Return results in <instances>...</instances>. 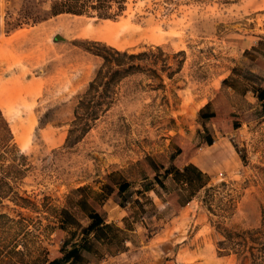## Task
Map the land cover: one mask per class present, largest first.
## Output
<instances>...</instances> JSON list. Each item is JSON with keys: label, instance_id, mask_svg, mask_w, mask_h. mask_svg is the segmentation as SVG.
Returning <instances> with one entry per match:
<instances>
[{"label": "rangeland", "instance_id": "374dc122", "mask_svg": "<svg viewBox=\"0 0 264 264\" xmlns=\"http://www.w3.org/2000/svg\"><path fill=\"white\" fill-rule=\"evenodd\" d=\"M123 6L108 19L47 17L48 2L0 0V113L11 134L10 154L0 147V250L10 264L57 258L70 242L58 212L88 226L75 207L85 196L126 240L123 252L101 247L92 264H240L217 254V228L256 229L264 211V111L255 95L264 89V0ZM104 21L113 27L98 33ZM94 44L147 56L79 141L76 133L66 142L102 65ZM201 109L214 118L199 120ZM190 163L209 183L186 202L163 173ZM118 182L128 184L120 198ZM104 185L112 193L102 200Z\"/></svg>", "mask_w": 264, "mask_h": 264}, {"label": "trees", "instance_id": "16d2710c", "mask_svg": "<svg viewBox=\"0 0 264 264\" xmlns=\"http://www.w3.org/2000/svg\"><path fill=\"white\" fill-rule=\"evenodd\" d=\"M34 1V0H33ZM36 1V0H35ZM49 3L45 14L47 17L59 15L72 16H94L98 19H108L118 16L124 10V0H42ZM114 10V14H110ZM98 52L93 55L101 58L102 65L95 73L92 81L88 84L85 93L80 98L75 110L72 122L73 129L69 131L66 142H70V137L76 134L74 141L77 143L79 138L85 134L90 124L95 122L100 114L106 112L110 107L112 88L129 75L140 70L136 62H141L147 55L128 54L105 46H99ZM225 81L222 82V85ZM255 95L261 103L264 111V89L257 88ZM214 118V114H207L204 109L198 113V119L205 122ZM204 125V123H203ZM236 129V128H235ZM11 139V134L6 122L0 113V147L5 148V154H10L11 150L7 143ZM205 143L212 145L211 138H206ZM163 176L172 177L175 184L179 185L187 193L186 202H189L197 193L205 188L209 183V177L203 174L192 164L176 167L169 166L164 170ZM159 186L164 188L162 182L157 180ZM117 195L123 197L128 190L125 182L115 183ZM85 188L75 191L81 194ZM112 193L107 185L101 187V192L96 197L102 200L108 198ZM75 207L84 213L89 221L88 226H81L74 218L73 214L66 208L58 212L57 229L66 232L70 237V242L65 241L60 250L59 256L42 264H92V260L100 261V248L102 247L109 253L123 252L125 249V238L122 229L112 224H107L104 216L96 212L88 203V198L81 196L75 202ZM6 218L0 216V219ZM222 240L216 243V250L219 256L234 255L240 264H264V211L260 226L256 229L237 231L227 228H217ZM69 247V248H68ZM13 256H21L20 252H10ZM109 254V255H113ZM8 258L0 250V264H10ZM98 264V263H97Z\"/></svg>", "mask_w": 264, "mask_h": 264}, {"label": "bare ground", "instance_id": "6f19581e", "mask_svg": "<svg viewBox=\"0 0 264 264\" xmlns=\"http://www.w3.org/2000/svg\"><path fill=\"white\" fill-rule=\"evenodd\" d=\"M61 24H67L70 22L67 21H61ZM72 24L74 25H79V21L77 18H74V20L72 21ZM113 27L112 23L109 21H104L102 25L99 26V28H97V32L98 33H106L107 31L111 30V28ZM1 97H2V89L0 87V103H1Z\"/></svg>", "mask_w": 264, "mask_h": 264}, {"label": "crops", "instance_id": "0c3cea01", "mask_svg": "<svg viewBox=\"0 0 264 264\" xmlns=\"http://www.w3.org/2000/svg\"><path fill=\"white\" fill-rule=\"evenodd\" d=\"M191 164V163H190ZM184 165H186V164H184ZM193 165V164H192Z\"/></svg>", "mask_w": 264, "mask_h": 264}]
</instances>
